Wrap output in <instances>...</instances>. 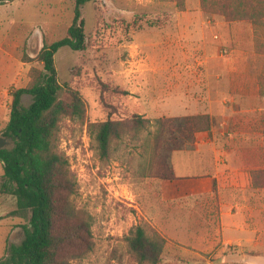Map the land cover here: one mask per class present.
Returning <instances> with one entry per match:
<instances>
[{"label":"rangeland","instance_id":"374dc122","mask_svg":"<svg viewBox=\"0 0 264 264\" xmlns=\"http://www.w3.org/2000/svg\"><path fill=\"white\" fill-rule=\"evenodd\" d=\"M217 1L185 0L182 10L175 0H95L81 8L87 38L95 39L96 28L110 37L84 52L64 47L55 55L60 98L69 101L73 87L85 103L84 118H65L58 133L78 184L74 205L92 218L91 250L73 264H139L126 241L137 225L165 238L159 264H264V188L253 186L244 160L246 147H264V7L259 22L229 21L218 15ZM230 3L251 10L248 0ZM74 7L75 0L0 5V132L12 92L28 84L31 67L41 66L28 58L66 35ZM120 18L126 26L110 28ZM100 80L127 90L121 103L151 121L137 136L112 141L106 158L88 128L107 118ZM31 102L23 96L24 106ZM196 114L211 117L210 137L227 154L226 171L249 174L245 190L187 196L177 177L157 176L148 141L155 120ZM12 146L0 135V147ZM187 156L173 155L178 175ZM15 209L12 197L0 195V258L22 241L30 219Z\"/></svg>","mask_w":264,"mask_h":264},{"label":"trees","instance_id":"16d2710c","mask_svg":"<svg viewBox=\"0 0 264 264\" xmlns=\"http://www.w3.org/2000/svg\"><path fill=\"white\" fill-rule=\"evenodd\" d=\"M13 0H0V5ZM95 0H75L74 18L66 35L44 46L35 58H28L41 66L31 67L29 82L11 94L8 122L1 130L3 138L13 142L11 148L0 147L3 174L0 178V195L15 200L13 214L30 212V219L23 226L24 238L18 244L7 247L0 264H73L81 260L91 249L92 218L77 211L73 196L78 184L70 170L67 156L59 150L58 133L65 118L85 116V103L79 90L67 88L70 97L65 101L59 96L61 85L55 66L57 52L68 47L84 52L91 45L99 47L111 31L96 28L95 39L87 38L81 8ZM185 9V0H175ZM231 0H218L216 7L229 21L242 19L261 20L260 10L264 0H248L250 12ZM248 5L246 7H248ZM205 12L207 10L204 9ZM126 26L123 18L114 21L113 30ZM110 37V35H109ZM24 62H26L24 60ZM100 104L107 118L89 123L88 128L102 158L109 155L112 141L126 135L137 136L151 124L150 119L129 111L122 103L127 90L100 80L98 85ZM264 93V90H261ZM29 95L32 102L24 106L22 98ZM212 128L208 114L158 118L153 131L148 134L154 170L158 177L175 180L172 163L174 152L193 150L203 133ZM245 163L255 187L264 188V147H246ZM130 254L139 264L161 262L165 238L153 232L148 234L140 225L130 229L126 237Z\"/></svg>","mask_w":264,"mask_h":264},{"label":"crops","instance_id":"0c3cea01","mask_svg":"<svg viewBox=\"0 0 264 264\" xmlns=\"http://www.w3.org/2000/svg\"><path fill=\"white\" fill-rule=\"evenodd\" d=\"M1 91L0 88V95ZM199 139L193 150H183L191 156H187L188 160L182 161L180 175L177 174L173 164L178 179L176 181L180 182V193L200 196L213 195L216 191L220 192L221 189L230 187L245 190L250 185L249 174L243 171H226L227 154L221 153V149L217 147L209 132L203 133Z\"/></svg>","mask_w":264,"mask_h":264}]
</instances>
